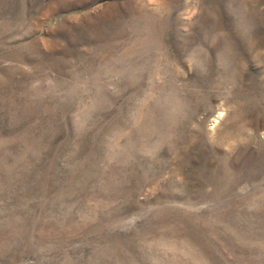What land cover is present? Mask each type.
Listing matches in <instances>:
<instances>
[{"label": "rangeland", "instance_id": "1", "mask_svg": "<svg viewBox=\"0 0 264 264\" xmlns=\"http://www.w3.org/2000/svg\"><path fill=\"white\" fill-rule=\"evenodd\" d=\"M0 264H264V0H0Z\"/></svg>", "mask_w": 264, "mask_h": 264}]
</instances>
